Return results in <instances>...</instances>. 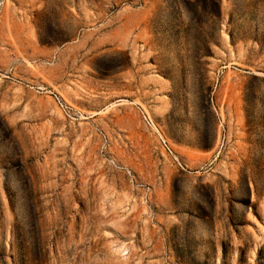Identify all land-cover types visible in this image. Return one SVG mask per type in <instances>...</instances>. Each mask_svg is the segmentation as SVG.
<instances>
[{"label": "rangeland", "instance_id": "obj_1", "mask_svg": "<svg viewBox=\"0 0 264 264\" xmlns=\"http://www.w3.org/2000/svg\"><path fill=\"white\" fill-rule=\"evenodd\" d=\"M0 264H264V0H0Z\"/></svg>", "mask_w": 264, "mask_h": 264}]
</instances>
